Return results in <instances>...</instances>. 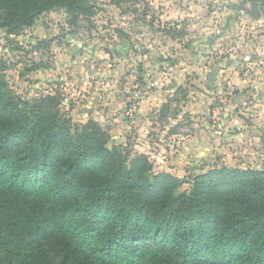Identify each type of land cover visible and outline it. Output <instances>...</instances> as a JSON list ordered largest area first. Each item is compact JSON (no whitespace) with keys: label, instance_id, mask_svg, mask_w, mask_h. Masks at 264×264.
<instances>
[{"label":"rangeland","instance_id":"rangeland-1","mask_svg":"<svg viewBox=\"0 0 264 264\" xmlns=\"http://www.w3.org/2000/svg\"><path fill=\"white\" fill-rule=\"evenodd\" d=\"M254 2L258 20L241 9ZM88 4L86 15L55 8L18 32L0 29V75L13 95L28 102L59 96L60 115L73 131L95 121L107 133V148L121 145L131 158L154 148V156L145 154L152 174L172 175L178 191L189 192L195 177L222 167L264 170V0ZM171 63L174 70L191 68L182 72L183 84L171 80L168 113L161 116L160 107L148 114L160 130L152 136L157 132L147 123L148 137L159 147L138 148L146 134L139 136L133 121L148 96L146 83ZM203 67L208 72L196 74ZM179 126L180 136L168 138Z\"/></svg>","mask_w":264,"mask_h":264},{"label":"trees","instance_id":"trees-1","mask_svg":"<svg viewBox=\"0 0 264 264\" xmlns=\"http://www.w3.org/2000/svg\"><path fill=\"white\" fill-rule=\"evenodd\" d=\"M88 2L0 0V29ZM58 105L21 101L0 75V264H264V170L222 167L178 191L146 155L108 149L95 121L73 131Z\"/></svg>","mask_w":264,"mask_h":264},{"label":"crops","instance_id":"crops-1","mask_svg":"<svg viewBox=\"0 0 264 264\" xmlns=\"http://www.w3.org/2000/svg\"><path fill=\"white\" fill-rule=\"evenodd\" d=\"M211 43V40H208V43L209 44ZM160 64H157V63H152L150 68H154L156 67V69L158 68ZM174 63L172 64L171 63V67L169 68V70L165 71V73L161 72L160 75L158 76V80H151L149 82H147L146 84V87L149 92H147L148 96L146 98V100H144V102H142L140 105H139V109H138V113L136 115V119L133 121V128L135 129L136 133L139 135V136H142L139 134V132L141 133V130L142 132H144L146 134V138L144 140H147V141H144V145L140 144L139 143V146H137L138 148H140L141 146H145L146 144H149V146L151 145H155L156 147H159V145L157 144V142H153L151 141V138L148 137V129L151 130V132H157V135H152L154 137H159L158 135V132L160 130H158L156 127H155V124L156 122H152V120H150L149 118V112H153V111H156L157 112V108H162L161 109V116L162 115H166V113H168L167 111L169 110V105L167 104V100L173 96L174 94V90H173V87L169 85L171 84V80L173 81H177L178 84L182 83L185 81V78L186 75L185 74H182V72H188V70L191 68H187L188 70H177V67H175V70H174ZM173 66V67H172ZM205 67L203 68H198V69H194L196 74H200V75H204L208 72V70H205L204 69ZM155 71H152L150 72L151 73H154ZM172 72V73H171ZM156 73V72H155ZM183 79V80H182ZM159 80H165L166 84L169 83L167 85V87L162 86L160 83H159ZM180 82V83H179ZM182 86H185V85H182ZM173 92V93H172ZM138 93V92H137ZM140 94V93H139ZM176 104V102H175ZM181 118V117H179ZM149 124L148 126V129H147V126L146 124ZM174 124V123H173ZM176 124V123H175ZM179 125H182V124H179ZM171 126V125H169ZM181 126H179L177 129H174L172 131H169L167 133V136L168 138H177L180 136V132L182 130V128H180ZM179 131V132H178ZM155 134V133H154ZM161 148V147H160ZM152 150H154V152H142V153H139V154H151L154 156V153L156 154L157 150H155L154 148H152Z\"/></svg>","mask_w":264,"mask_h":264},{"label":"water","instance_id":"water-1","mask_svg":"<svg viewBox=\"0 0 264 264\" xmlns=\"http://www.w3.org/2000/svg\"><path fill=\"white\" fill-rule=\"evenodd\" d=\"M241 9L247 13L252 19L254 20H258L260 19L261 15H260V11L257 7V4L254 2V3H251V7L250 9L248 8H245V7H241Z\"/></svg>","mask_w":264,"mask_h":264},{"label":"built area","instance_id":"built-area-1","mask_svg":"<svg viewBox=\"0 0 264 264\" xmlns=\"http://www.w3.org/2000/svg\"><path fill=\"white\" fill-rule=\"evenodd\" d=\"M135 106L131 105L130 109L127 112V115L131 116L135 112Z\"/></svg>","mask_w":264,"mask_h":264}]
</instances>
